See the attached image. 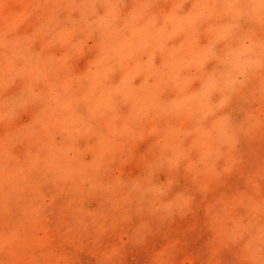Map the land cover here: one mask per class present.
<instances>
[{"label":"clouds","instance_id":"9594fccd","mask_svg":"<svg viewBox=\"0 0 264 264\" xmlns=\"http://www.w3.org/2000/svg\"><path fill=\"white\" fill-rule=\"evenodd\" d=\"M34 15L35 26L21 33ZM260 73L264 0H35L0 28V125L31 113L8 143L41 140L47 157L32 155V169L54 183L79 181L85 193H111L138 212L170 218L185 214L191 197L172 195L176 181L162 182L160 175L184 161L215 171L237 144L233 101ZM153 119L166 125L163 148L140 174L103 183L116 143L142 142L141 129ZM92 140L99 151L86 161L90 148L79 145ZM237 163L229 157L224 170ZM247 248L258 260L264 229Z\"/></svg>","mask_w":264,"mask_h":264},{"label":"rangeland","instance_id":"374dc122","mask_svg":"<svg viewBox=\"0 0 264 264\" xmlns=\"http://www.w3.org/2000/svg\"><path fill=\"white\" fill-rule=\"evenodd\" d=\"M34 2L3 0L0 28ZM36 22L34 15L20 32L31 31ZM83 67L81 61L79 68ZM262 81L264 73L233 101L240 131L235 149L225 157L238 160L233 168L225 171V160H221L215 171H203L184 161L175 172L160 175L162 182L176 181L172 195L179 191L191 197L186 213L170 218L138 212L135 204L122 205L111 193H85L79 181L54 183L39 169H32V155L47 157L40 152L41 140H26L14 147L8 143L10 134L31 113L13 124L0 125V264H264V253L254 261L247 248L248 241L264 229V208H253L255 203L264 204ZM152 128L157 132L147 135ZM141 131L146 136L142 142L116 143L100 174L103 183L117 175L140 174L163 148L166 125L161 120H151ZM79 147L90 148L86 161L99 151L95 140ZM246 225L251 226L247 233L243 232Z\"/></svg>","mask_w":264,"mask_h":264}]
</instances>
